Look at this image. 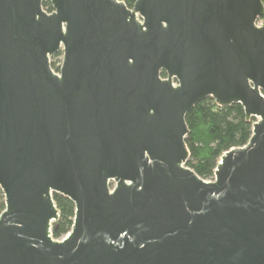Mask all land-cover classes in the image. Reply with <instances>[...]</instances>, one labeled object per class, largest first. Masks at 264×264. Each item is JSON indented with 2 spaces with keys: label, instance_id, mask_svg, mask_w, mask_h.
<instances>
[{
  "label": "water",
  "instance_id": "water-1",
  "mask_svg": "<svg viewBox=\"0 0 264 264\" xmlns=\"http://www.w3.org/2000/svg\"><path fill=\"white\" fill-rule=\"evenodd\" d=\"M45 1L0 0V264H264L263 0ZM208 98L256 119L213 181L187 166Z\"/></svg>",
  "mask_w": 264,
  "mask_h": 264
},
{
  "label": "trees",
  "instance_id": "trees-1",
  "mask_svg": "<svg viewBox=\"0 0 264 264\" xmlns=\"http://www.w3.org/2000/svg\"><path fill=\"white\" fill-rule=\"evenodd\" d=\"M120 1L125 2L129 8H133L135 3L134 0ZM44 8L48 13L53 12L49 0L44 2ZM62 56L63 54H59L53 59H60ZM60 63L61 59L52 62V67L56 72L60 71L58 66ZM163 77H166L165 73ZM255 122L256 119H247L241 105L222 108L213 98L200 102L187 116L190 134L186 143L191 153L187 166L202 179L213 181L223 155L249 143ZM54 200L61 213V218L53 226V238L62 240L72 231L76 207L68 198L58 194H54ZM5 209V196L0 188V216Z\"/></svg>",
  "mask_w": 264,
  "mask_h": 264
},
{
  "label": "built area",
  "instance_id": "built-area-1",
  "mask_svg": "<svg viewBox=\"0 0 264 264\" xmlns=\"http://www.w3.org/2000/svg\"><path fill=\"white\" fill-rule=\"evenodd\" d=\"M255 25H256V27H257L258 29L263 28V27H264V18H259V19L256 21ZM62 62H63V60H61V63L58 65L59 68H61V66H62ZM57 73H59V72H57Z\"/></svg>",
  "mask_w": 264,
  "mask_h": 264
},
{
  "label": "rangeland",
  "instance_id": "rangeland-1",
  "mask_svg": "<svg viewBox=\"0 0 264 264\" xmlns=\"http://www.w3.org/2000/svg\"><path fill=\"white\" fill-rule=\"evenodd\" d=\"M61 60H63V56L60 58ZM60 59H52V62L53 61H59ZM165 78V77H164Z\"/></svg>",
  "mask_w": 264,
  "mask_h": 264
}]
</instances>
